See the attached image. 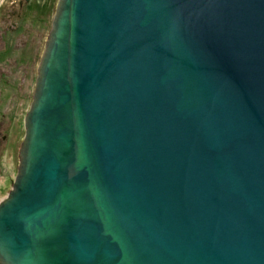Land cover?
<instances>
[{
    "label": "water",
    "instance_id": "water-1",
    "mask_svg": "<svg viewBox=\"0 0 264 264\" xmlns=\"http://www.w3.org/2000/svg\"><path fill=\"white\" fill-rule=\"evenodd\" d=\"M0 202V264H264V0H57Z\"/></svg>",
    "mask_w": 264,
    "mask_h": 264
},
{
    "label": "rangeland",
    "instance_id": "rangeland-1",
    "mask_svg": "<svg viewBox=\"0 0 264 264\" xmlns=\"http://www.w3.org/2000/svg\"><path fill=\"white\" fill-rule=\"evenodd\" d=\"M16 1L0 0L1 43L12 40L11 45L0 46V50H6L4 58H0V202L7 196L16 175L18 150L24 136L23 121L36 78L35 67L39 63L57 2L48 0L53 10L49 9L46 13L40 10L36 14L29 11L20 14ZM15 27L16 30H13Z\"/></svg>",
    "mask_w": 264,
    "mask_h": 264
},
{
    "label": "flooded vegetation",
    "instance_id": "flooded-vegetation-1",
    "mask_svg": "<svg viewBox=\"0 0 264 264\" xmlns=\"http://www.w3.org/2000/svg\"><path fill=\"white\" fill-rule=\"evenodd\" d=\"M15 3V2H14ZM57 3V2H56ZM16 4H17V8L19 9V11H20V14H24V12H30V13H34V14H36V13H38L40 10L43 12H45L46 13V11H48L49 9H50V11H52L53 10V7H52V5L51 6H49V2H48V0H17L16 1ZM33 5V6H32ZM55 7H56V5H55ZM55 7H54V9H55ZM32 8H34V10H32ZM51 25V24H50ZM17 29H18V27H17ZM13 30H16V27H15V29L13 28ZM10 32H11V34L13 33V31L12 30H10ZM2 42V39L0 38V46L1 45H4V47H7V46H9V45H11V43H12V40L10 39V41H8V42H4V44H2L1 43ZM15 45V44H14ZM15 47V46H14ZM5 52H6V50H5V48H4V50H0V58H4V56L6 55L5 54ZM33 57V56H32ZM31 57V55H30V60H32L33 58ZM36 57H34V61L36 62ZM36 71H37V65H36V67H35V75H36ZM4 76V74L3 73H1V77H3ZM36 77V76H35ZM3 140H4V138H3Z\"/></svg>",
    "mask_w": 264,
    "mask_h": 264
}]
</instances>
